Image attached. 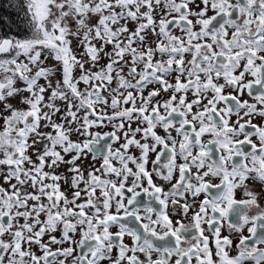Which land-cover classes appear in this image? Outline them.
<instances>
[{
	"label": "snow or ice",
	"instance_id": "snow-or-ice-1",
	"mask_svg": "<svg viewBox=\"0 0 264 264\" xmlns=\"http://www.w3.org/2000/svg\"><path fill=\"white\" fill-rule=\"evenodd\" d=\"M16 6L0 264H264V0Z\"/></svg>",
	"mask_w": 264,
	"mask_h": 264
},
{
	"label": "trees",
	"instance_id": "trees-1",
	"mask_svg": "<svg viewBox=\"0 0 264 264\" xmlns=\"http://www.w3.org/2000/svg\"><path fill=\"white\" fill-rule=\"evenodd\" d=\"M16 2L17 0H0V16L5 18V24L17 20L22 15L20 9L16 6Z\"/></svg>",
	"mask_w": 264,
	"mask_h": 264
},
{
	"label": "flooded vegetation",
	"instance_id": "flooded-vegetation-1",
	"mask_svg": "<svg viewBox=\"0 0 264 264\" xmlns=\"http://www.w3.org/2000/svg\"><path fill=\"white\" fill-rule=\"evenodd\" d=\"M245 98H247V97H245ZM235 119V118H234Z\"/></svg>",
	"mask_w": 264,
	"mask_h": 264
}]
</instances>
